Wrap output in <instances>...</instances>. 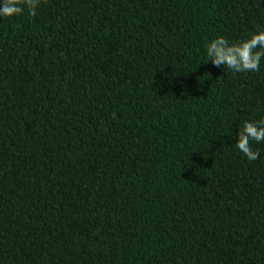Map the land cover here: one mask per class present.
Here are the masks:
<instances>
[{
  "label": "trees",
  "instance_id": "1",
  "mask_svg": "<svg viewBox=\"0 0 264 264\" xmlns=\"http://www.w3.org/2000/svg\"><path fill=\"white\" fill-rule=\"evenodd\" d=\"M264 0H39L0 18V264H264L259 71L208 60Z\"/></svg>",
  "mask_w": 264,
  "mask_h": 264
},
{
  "label": "clouds",
  "instance_id": "2",
  "mask_svg": "<svg viewBox=\"0 0 264 264\" xmlns=\"http://www.w3.org/2000/svg\"><path fill=\"white\" fill-rule=\"evenodd\" d=\"M39 0H0V18L22 15L25 8L30 16L36 15ZM208 60L216 67L223 65L233 72H256L264 59V30L253 33L250 38L230 43L223 36L214 38L206 48ZM236 147L249 160L259 159L251 141H264V119L244 121L240 126Z\"/></svg>",
  "mask_w": 264,
  "mask_h": 264
}]
</instances>
